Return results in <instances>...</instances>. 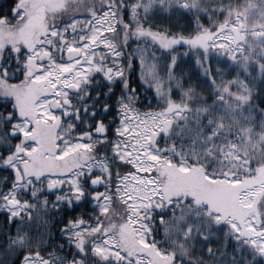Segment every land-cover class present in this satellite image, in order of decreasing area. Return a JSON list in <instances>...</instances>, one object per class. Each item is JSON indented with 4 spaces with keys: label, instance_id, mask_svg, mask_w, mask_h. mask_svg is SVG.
I'll list each match as a JSON object with an SVG mask.
<instances>
[{
    "label": "snow or ice",
    "instance_id": "obj_1",
    "mask_svg": "<svg viewBox=\"0 0 264 264\" xmlns=\"http://www.w3.org/2000/svg\"><path fill=\"white\" fill-rule=\"evenodd\" d=\"M0 264H264V0H0Z\"/></svg>",
    "mask_w": 264,
    "mask_h": 264
}]
</instances>
